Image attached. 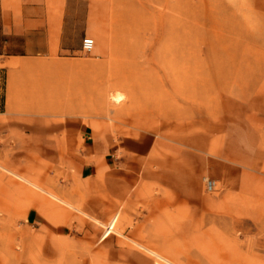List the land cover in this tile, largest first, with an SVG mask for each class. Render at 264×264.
<instances>
[{
	"label": "rangeland",
	"instance_id": "obj_1",
	"mask_svg": "<svg viewBox=\"0 0 264 264\" xmlns=\"http://www.w3.org/2000/svg\"><path fill=\"white\" fill-rule=\"evenodd\" d=\"M67 12L68 78L45 91L67 103L52 133L64 143L0 131V166L31 163L65 203L0 167V264H153L134 242L175 264H264V0H67Z\"/></svg>",
	"mask_w": 264,
	"mask_h": 264
},
{
	"label": "crops",
	"instance_id": "obj_2",
	"mask_svg": "<svg viewBox=\"0 0 264 264\" xmlns=\"http://www.w3.org/2000/svg\"><path fill=\"white\" fill-rule=\"evenodd\" d=\"M67 33V0H0V131L5 130L9 135L28 130L17 143H64L52 133L61 130L58 114L66 112L67 103L58 95L45 91L56 90L61 85L59 82L68 78ZM91 138L92 161H97L101 167L107 166L106 142L93 132ZM16 166L18 164L9 163L0 167L14 177L28 179L39 191L49 193L41 187L36 177L38 173L30 174L35 168L31 163L26 165L28 171L24 175L18 174ZM85 171L82 167L80 174L84 175ZM86 172V177H110L113 173L105 168L87 169ZM114 214L117 213L108 220Z\"/></svg>",
	"mask_w": 264,
	"mask_h": 264
},
{
	"label": "bare ground",
	"instance_id": "obj_3",
	"mask_svg": "<svg viewBox=\"0 0 264 264\" xmlns=\"http://www.w3.org/2000/svg\"><path fill=\"white\" fill-rule=\"evenodd\" d=\"M120 97H121L120 95H117V96L114 97V100H117V101H118V100L120 99ZM11 173H12V172H11ZM12 174H13V173H12ZM15 176H16V175H15ZM16 177H18L19 179H21V180L27 182L28 184H30V185H32V186H34V187H36L37 189L39 188L38 186H36L35 184H33L32 182L26 180V179L23 178V177H20V176H16ZM40 190H41V189H40ZM46 191H47V190H46ZM45 193H46V192H45ZM48 195H49L50 197H52L53 199L60 200V199H58L55 195L51 194L50 192L48 193ZM116 220H117V214L113 215L112 218H111V220H110V222L105 226V228H104V230H103V232H102V234H101V236H100V240L105 239L107 236H109V234H110L111 232L115 231V230H114V225H115ZM134 243H135V245H137L139 248H142L143 250H145V251H147L149 254H151L153 257H155V260H154L153 264H175L173 261H171L170 259H168V258L162 256V255L159 254L156 250L150 248L149 246H147V245H145V244H143V243H142V244H141V243H138V242H137V243L134 242ZM148 253H147V254H148ZM149 254H148V255H149Z\"/></svg>",
	"mask_w": 264,
	"mask_h": 264
},
{
	"label": "built area",
	"instance_id": "obj_4",
	"mask_svg": "<svg viewBox=\"0 0 264 264\" xmlns=\"http://www.w3.org/2000/svg\"><path fill=\"white\" fill-rule=\"evenodd\" d=\"M81 46H82V49L84 51H89L93 47V40L91 38H84L82 40ZM213 185H214L213 181L209 180V181L206 182V187H207L208 190H211L213 188Z\"/></svg>",
	"mask_w": 264,
	"mask_h": 264
}]
</instances>
